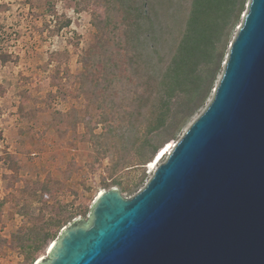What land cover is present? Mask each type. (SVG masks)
I'll return each mask as SVG.
<instances>
[{
    "label": "rangeland",
    "instance_id": "374dc122",
    "mask_svg": "<svg viewBox=\"0 0 264 264\" xmlns=\"http://www.w3.org/2000/svg\"><path fill=\"white\" fill-rule=\"evenodd\" d=\"M119 22L108 0H0V264L46 258L63 229L88 219L100 192L130 199L152 176L144 168L151 150L140 144L159 148L170 134L145 137L144 122L120 128L109 108L124 88ZM110 125L117 139L99 136Z\"/></svg>",
    "mask_w": 264,
    "mask_h": 264
},
{
    "label": "water",
    "instance_id": "95a60500",
    "mask_svg": "<svg viewBox=\"0 0 264 264\" xmlns=\"http://www.w3.org/2000/svg\"><path fill=\"white\" fill-rule=\"evenodd\" d=\"M211 96L140 192H101L35 264H264V0Z\"/></svg>",
    "mask_w": 264,
    "mask_h": 264
},
{
    "label": "trees",
    "instance_id": "16d2710c",
    "mask_svg": "<svg viewBox=\"0 0 264 264\" xmlns=\"http://www.w3.org/2000/svg\"><path fill=\"white\" fill-rule=\"evenodd\" d=\"M245 4L246 0H108L110 12L120 14L114 29L121 28L116 46L124 67L122 100L112 102L110 112L120 128L126 123L132 130L144 122L145 137L170 134L159 148L142 140L140 148L151 150L144 167L148 175L166 156L165 147L175 143V132L211 96ZM106 19L107 26L108 15ZM111 65L115 77L119 66ZM118 128L110 125L99 136L117 139Z\"/></svg>",
    "mask_w": 264,
    "mask_h": 264
},
{
    "label": "bare ground",
    "instance_id": "6f19581e",
    "mask_svg": "<svg viewBox=\"0 0 264 264\" xmlns=\"http://www.w3.org/2000/svg\"><path fill=\"white\" fill-rule=\"evenodd\" d=\"M176 142H177V141H176ZM176 142H175L174 145L170 148V150H169V152H168V154H167V156H166V159H167L168 155L171 153V151L173 150V148L175 147ZM166 159H165V160H166ZM165 160H164V161H165ZM164 161H163V162H164ZM163 162H162V163H163ZM159 165H160V164H158V165L154 168L152 174L155 172V170L157 169V167H158ZM152 174H151V175H152ZM100 193H101V192H100ZM100 193H99V194H100ZM99 194H98V195H99ZM52 245H53V243L50 245V247H49V249H48V252H49L50 248L52 247ZM48 252H47V256H48ZM47 256H46V257H47ZM44 259H45V258H43V259L40 258L41 261L44 260ZM40 260H37V261H35V262H39ZM34 264H35V263H34Z\"/></svg>",
    "mask_w": 264,
    "mask_h": 264
}]
</instances>
